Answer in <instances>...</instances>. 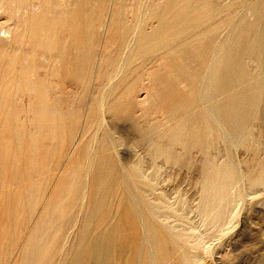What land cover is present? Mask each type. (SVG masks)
I'll return each mask as SVG.
<instances>
[{"label": "rangeland", "instance_id": "rangeland-1", "mask_svg": "<svg viewBox=\"0 0 264 264\" xmlns=\"http://www.w3.org/2000/svg\"><path fill=\"white\" fill-rule=\"evenodd\" d=\"M28 1L0 0V264H264V56H235L230 75L219 73L218 126L199 97L211 40L102 84L121 31L116 14L106 40L115 1L104 0L81 12L80 34L86 17L93 22L92 44L82 39L81 82L52 95L45 44L52 38L70 62L72 37L61 22L74 0ZM29 3L14 25V6ZM46 92L63 116L54 139L41 117ZM102 97L117 155L98 152L107 142L98 111L84 118ZM230 101L241 108L238 120L227 119ZM137 162L143 177L131 168Z\"/></svg>", "mask_w": 264, "mask_h": 264}, {"label": "bare ground", "instance_id": "bare-ground-1", "mask_svg": "<svg viewBox=\"0 0 264 264\" xmlns=\"http://www.w3.org/2000/svg\"><path fill=\"white\" fill-rule=\"evenodd\" d=\"M114 1L115 3L109 12L106 25V40L108 39L107 32L114 23L115 15L118 14L120 16L118 24L121 28L117 45L118 55L117 59L110 65L108 71L103 74V78L101 79L102 84L111 85L112 81L116 80L119 73L122 72L126 73L133 69L138 73L139 70H143L147 65L154 68L157 64L158 56L162 54L172 55L177 51H202L204 48L197 46L211 40L214 45L210 48L211 59L209 63H207L206 76L202 77L204 87L199 97L206 112L218 125L219 119H217L218 115H216V113L217 111L219 112L217 101L219 97V73L224 71L226 75H230V69L235 56L239 57L241 54H250L257 58L264 56V0ZM103 2L104 0H74L73 9L68 11L67 19L61 22L68 34L72 37L73 56L70 58V62L69 59L65 58L62 52L55 53V43L52 42V38L51 40H47L45 44L47 50L45 56V73L50 80L56 78L55 82H51L50 85L52 87V95H54L55 92L61 93L64 86L71 82H81L79 72L83 69V57L88 50V48H84L82 39L84 38L86 40L87 47L92 44L93 40V22L89 17H86L83 32L80 34L79 21L82 15L81 12L87 11L89 6H95L97 8L101 6ZM110 3L109 1V4ZM33 5L34 4L29 3L21 8L19 6H14V16L12 15L13 18H11L13 24H17L16 14L19 10L23 9L22 12H24V10L30 11ZM114 6H117V10ZM249 18L252 19L250 20ZM41 39L39 43L45 41V35H43ZM105 43L106 41L104 44ZM39 46L41 47V45ZM45 47L42 46V53L44 54ZM149 57L150 59H148ZM258 68L260 69L261 66H258ZM259 69L258 72L261 73L262 71ZM234 77L235 81L242 79L238 73H235ZM98 78L100 77L98 76ZM253 78L258 79L259 75L256 74ZM51 94L46 92L45 97L43 96V98H45V103L43 99L41 106V117H45L43 120H45L50 127L48 133L45 132L47 136L45 138L49 137L48 139L55 138L57 134L56 131L60 128L58 124L59 118L62 116L59 109L57 113L54 112V105L50 103L56 101L57 98H53L54 96L52 97ZM51 98L53 99L50 100ZM214 99L216 100L215 102L213 101ZM49 100L51 101L50 103ZM93 102L90 105L88 104V110L84 118L92 119L97 115L98 111L100 121L105 123L103 135L107 138V142L98 145V152L106 153V150H110L117 155V144L110 136L112 134V125L108 124L107 119L111 118V115L105 107V100H103V97L100 98L95 110H93L95 107V105L93 106ZM65 113L63 114L65 119L71 122L73 116L70 115V113L65 115ZM242 114L239 104L235 101H230L227 119L233 121L238 120L239 115ZM131 122L132 125L135 126V130H141V128H139V118H133ZM72 132L67 147L74 143L75 129ZM226 137H228L227 139L230 142L234 139L232 137L231 139L229 135ZM73 158L75 157H72V159ZM77 158L80 159V156L78 155ZM83 158L88 161L90 158V151H88ZM118 162L121 164V157H118ZM131 168L138 177H143L138 162L137 164L131 165ZM241 195L240 198L243 197ZM229 196V203L231 210H233L239 197L235 194L234 190L230 192ZM85 197L86 192L83 193L81 199L82 205ZM74 263V261L71 262V264ZM136 264L141 263L138 261Z\"/></svg>", "mask_w": 264, "mask_h": 264}]
</instances>
